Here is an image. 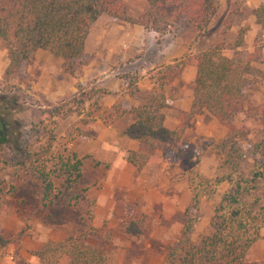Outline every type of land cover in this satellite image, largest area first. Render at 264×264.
I'll return each mask as SVG.
<instances>
[{
	"label": "rangeland",
	"instance_id": "1",
	"mask_svg": "<svg viewBox=\"0 0 264 264\" xmlns=\"http://www.w3.org/2000/svg\"><path fill=\"white\" fill-rule=\"evenodd\" d=\"M130 4L136 10L143 7L136 1ZM222 9V15L209 32L199 38V46L209 44V47L217 41L234 46L239 32L245 30L244 57L264 71V49L259 57L255 56V44L262 35L261 27L256 24L255 9L246 0H223ZM191 28L182 19L169 33L180 32L194 43L196 33ZM47 56L7 77L8 55L0 43V115L7 122L9 132L21 138V142L29 139L34 147L44 148L45 138L40 143L34 132V137L29 134L33 124L44 120L48 130H42L40 135L48 136L52 131L53 136L60 138L72 130L77 133L80 125L92 123L99 111L89 107V102L78 103L79 94L97 88L81 85L79 81L75 93H68L57 103L48 100L46 72L48 69L55 72L60 65L57 61L49 63ZM78 69L76 65L74 75L67 74L69 80L76 77ZM52 74L53 80L58 78L63 84V75ZM248 96L245 109L226 125L207 112L188 121L183 135L185 148L178 161L158 159L156 153L149 151L147 154L157 159L143 173L120 169L137 186L133 190L114 189L110 199L106 196L103 205L96 207L94 220L95 228L111 232L106 250L114 258V264H234V256L227 247L232 242L236 246L242 242L248 244L243 261L264 262V79L259 78L249 87ZM61 106L63 113L69 107L76 111L64 117L55 110ZM12 151L0 146V231H9L14 238L2 264H37L34 253L49 240H64L79 222L81 211L58 205L40 218L21 211L16 200H23L30 207L36 205V199L32 190L23 186H19L14 196L9 194L10 185L16 184L18 175L10 165ZM105 163L111 166V162ZM110 174L111 167L101 169L104 180L91 190V196L103 193ZM136 211L150 216L151 229L142 235L119 231V226ZM224 219L233 224L223 223ZM237 222L243 223V229ZM218 224L222 228L227 226L226 230L222 229V239L214 238ZM67 263L68 258H62L60 264Z\"/></svg>",
	"mask_w": 264,
	"mask_h": 264
},
{
	"label": "trees",
	"instance_id": "2",
	"mask_svg": "<svg viewBox=\"0 0 264 264\" xmlns=\"http://www.w3.org/2000/svg\"><path fill=\"white\" fill-rule=\"evenodd\" d=\"M144 1L145 10L139 16L131 17L123 0H0V43L7 51L9 60L6 76L18 74L31 65L38 51H45L61 60L63 72L74 75L76 65L83 57L89 32L103 15L140 25L160 37L169 33L183 19L195 30V43L209 32L223 12V0ZM254 16L262 30L261 38L255 44V56L259 57L264 49V4L255 9ZM244 35L245 30H241L234 46L217 41L189 59L197 68V76L192 83L193 103L175 130L165 126L164 110L169 105L162 85L146 94L140 106L127 109L124 101L119 100L111 109L102 112L100 119L105 125L115 128L119 138L139 141L156 153L158 159L178 161L185 148L183 134L188 121L201 112H207L220 124H228L249 103V87L259 78L264 79V71L255 67L253 60L244 57ZM134 85L135 82L129 80V89ZM105 93V89L98 88L84 91L78 95V103L89 102V107L99 110L98 98ZM55 110L64 117L76 111L69 107L63 113V106ZM126 115L133 116L135 122L127 123ZM33 128L36 130L33 131ZM42 130H48L44 120L40 124H33L29 130L30 136H33L32 132L35 133L37 142L41 143L45 138V148L41 145L34 147L27 136L28 140L22 142L21 138L15 134L13 136L0 115V146L13 150L9 161L18 173L16 184L10 185L9 194L14 196L19 186H23L31 189L36 199V205L30 207L25 205V201L16 200L21 207L19 209L32 214L34 218L48 214L58 205L81 211L79 222L64 240H49L34 255L39 259V264H60L64 257L68 258L67 264H114V258L106 250L111 232L95 228L97 200L89 196V191L99 187L104 180V176L100 175L101 169L108 170L111 166L90 154L82 157L74 149L77 138L84 135L82 130H77V133L72 130L68 136L60 138L53 136L52 131L47 132L48 136H41ZM125 159L141 174L157 158L147 153L128 151ZM88 174H91L89 179ZM223 223L233 224L225 219ZM237 225L243 229L242 222H237ZM217 226L214 238L222 239V229L226 230L227 226ZM151 227L150 216L136 211L119 226V231L142 235ZM13 240L11 232L0 231V264L7 257ZM227 247L234 256V264H264L243 261L248 247L246 243L236 246L232 242Z\"/></svg>",
	"mask_w": 264,
	"mask_h": 264
},
{
	"label": "crops",
	"instance_id": "3",
	"mask_svg": "<svg viewBox=\"0 0 264 264\" xmlns=\"http://www.w3.org/2000/svg\"><path fill=\"white\" fill-rule=\"evenodd\" d=\"M133 1L139 2L143 7L139 10L134 9L130 4ZM263 1L246 0V4L256 9ZM123 2L131 17L139 16L146 8L144 0H123ZM179 29L181 30V27ZM191 32L195 33L192 28ZM199 44L200 39L191 43L189 37H185L180 32L175 35L168 33L160 37L140 25L103 15L98 18L89 32L85 51L78 65L79 69L72 80L63 73L61 60L45 51L37 52L35 63L44 55H48L49 63L57 61L60 65L55 72L50 69L46 72L49 79L47 98L52 103L62 100L68 93H75L77 91L75 84L78 81L81 85H96L98 89L106 91L99 102L100 109L94 121L80 125L84 135L77 139L74 145L75 150L80 154L94 155L102 162H111V174L105 181L103 193L91 196L92 189L89 191V196L97 200V208L103 205L106 196L110 199L117 187H128L133 190L137 186L136 182L131 181L128 175L120 170L126 168L131 173H138L136 168L126 161L127 152L152 151L137 140L119 138L117 130L105 125L99 115L111 109L119 100L124 101L127 109L138 107L143 103L146 94L154 87L162 85L169 105L164 110L165 126L175 130L184 113L189 112L192 107V83L196 79L197 68L189 62V59L206 50L209 45L200 47ZM43 67L48 68V64H44ZM52 73L54 76L56 73L63 75L61 79L63 84L58 78L53 80ZM129 80L135 81L131 89L128 86ZM133 90L135 92L131 93L130 91ZM194 117H198V114ZM125 120L129 124L135 122V118L131 115H126ZM111 202L114 203V200L111 199Z\"/></svg>",
	"mask_w": 264,
	"mask_h": 264
}]
</instances>
